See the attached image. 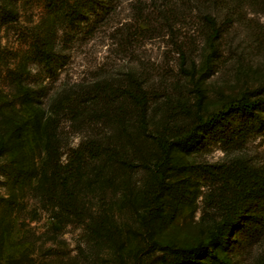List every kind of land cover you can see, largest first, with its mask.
<instances>
[{
    "label": "rangeland",
    "instance_id": "rangeland-1",
    "mask_svg": "<svg viewBox=\"0 0 264 264\" xmlns=\"http://www.w3.org/2000/svg\"><path fill=\"white\" fill-rule=\"evenodd\" d=\"M226 2L0 0V264H264V0Z\"/></svg>",
    "mask_w": 264,
    "mask_h": 264
},
{
    "label": "trees",
    "instance_id": "trees-1",
    "mask_svg": "<svg viewBox=\"0 0 264 264\" xmlns=\"http://www.w3.org/2000/svg\"><path fill=\"white\" fill-rule=\"evenodd\" d=\"M227 0H201V2H207V4H211L212 6H220L222 7L223 5H225L227 2ZM74 10H70V13H72ZM67 14V13H66ZM203 18H205L207 21H211V18H209V15L208 14H205L203 15ZM210 30L211 32H215V28L213 26L210 27ZM45 56V60L48 62V60L50 59V55L47 54V53H44L43 54ZM104 84L103 82L98 83V82H95L91 85V91L87 92V99H83V100H91V102L96 105L97 103L99 104V101H100V91H102L104 89ZM135 88V87H134ZM118 89V88H116ZM131 89V88H130ZM128 90L125 89V90H114V89H111L110 87H107V93L111 92V93H114L116 94L117 96H124V94L130 99V102L132 103L133 107H137L139 105H142L143 103V94L141 93V91H138V90ZM136 89V88H135ZM99 90V91H98ZM92 92L91 96H89V94ZM107 93L105 94L106 96H109L107 95ZM82 100V101H83ZM80 100H76V101H73L71 104H70V107L68 108V110L71 112V113H80L81 108H78V104H79ZM249 101L248 100H242L240 101L239 103H241V106H245L247 105V108H250V107H255V102H251V103H248ZM257 107V105H256ZM96 109H97V106H96ZM95 109V110H96ZM97 111V110H96ZM91 113H95V112H92L90 111L89 114ZM97 113H99L97 111ZM221 112H217V113H214L212 114L211 118L207 120V122H211L213 119L215 118H220L221 117ZM52 120L49 121V124L46 126V130H45V134H46V141L44 143V146L46 148V160H45V163L47 164H50L52 163L54 167H58L60 165L56 164L54 161H53V157L55 156V153H56V145H55V141H54V137H53V127H52ZM163 147V146H162ZM98 148H99V145L98 144H89V146H84L83 148L80 147V146H77L72 152H73V155L72 157H69L67 159V161L65 162L64 165H62L63 167L62 168H70L71 169V172L69 171L67 173L66 176H62L60 179H59V182L61 184V192L58 193L60 196H59V201L62 202L63 204L67 203L68 201L71 200V198H73L72 196V192L71 191H68L66 189L67 187V182L66 180H68L70 178V175L71 173H73V176L74 174L76 173L77 170L79 169H83L84 168V155L89 158V159H99V154H98ZM97 170H99V166L98 165H95ZM93 166V167H95ZM52 178V176L50 177Z\"/></svg>",
    "mask_w": 264,
    "mask_h": 264
}]
</instances>
